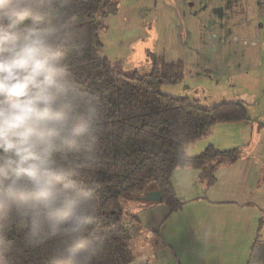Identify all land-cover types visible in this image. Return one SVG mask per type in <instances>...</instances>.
I'll use <instances>...</instances> for the list:
<instances>
[{
    "label": "clouds",
    "instance_id": "9594fccd",
    "mask_svg": "<svg viewBox=\"0 0 264 264\" xmlns=\"http://www.w3.org/2000/svg\"><path fill=\"white\" fill-rule=\"evenodd\" d=\"M73 0H0V264H98L84 177L106 106L72 67Z\"/></svg>",
    "mask_w": 264,
    "mask_h": 264
},
{
    "label": "trees",
    "instance_id": "16d2710c",
    "mask_svg": "<svg viewBox=\"0 0 264 264\" xmlns=\"http://www.w3.org/2000/svg\"><path fill=\"white\" fill-rule=\"evenodd\" d=\"M119 1L73 0L76 35L70 45L72 67L80 86L106 106L97 134V157L84 177L94 188V226L104 239L98 264H128L133 259L130 244L140 225L124 211L125 198L141 197L155 188L172 211L179 209L184 201L171 182L176 168L190 165L199 169L200 178L210 186L216 167L241 155L239 148L220 150L208 145L189 156L187 145L207 136L217 123L248 119L247 105L239 100L206 108L197 104V99L161 92L162 85L182 79L181 61L167 62L149 52L147 72L111 61L103 52L100 33L105 19L117 13ZM24 264H39V256L27 257Z\"/></svg>",
    "mask_w": 264,
    "mask_h": 264
},
{
    "label": "crops",
    "instance_id": "0c3cea01",
    "mask_svg": "<svg viewBox=\"0 0 264 264\" xmlns=\"http://www.w3.org/2000/svg\"><path fill=\"white\" fill-rule=\"evenodd\" d=\"M169 11L183 21L179 36L192 38L188 51L204 54L211 66L220 58L229 72L249 69L250 61L262 65L260 0H171ZM185 24L191 25V34ZM245 104L247 120L217 123L186 147L189 156L208 145L241 149L236 161L216 167L212 185L200 178L199 169L184 165L171 178L184 201L179 209L136 196L122 201L140 225L128 264H264V114Z\"/></svg>",
    "mask_w": 264,
    "mask_h": 264
},
{
    "label": "rangeland",
    "instance_id": "374dc122",
    "mask_svg": "<svg viewBox=\"0 0 264 264\" xmlns=\"http://www.w3.org/2000/svg\"><path fill=\"white\" fill-rule=\"evenodd\" d=\"M170 4L171 0H120L117 13L105 19L100 33L104 54L122 62L126 69L142 72L150 69L148 50L167 62L181 61L182 79L162 85L161 92L197 99V104L206 108L221 101L242 100L263 115L264 50L259 67L250 61L249 69L229 72L222 58L211 66L204 54L188 51L192 38L179 36L183 21L170 13ZM184 29L191 34V25L185 24Z\"/></svg>",
    "mask_w": 264,
    "mask_h": 264
},
{
    "label": "water",
    "instance_id": "95a60500",
    "mask_svg": "<svg viewBox=\"0 0 264 264\" xmlns=\"http://www.w3.org/2000/svg\"><path fill=\"white\" fill-rule=\"evenodd\" d=\"M141 198L144 201L147 202H161L162 201V195L160 190L153 189V190H147L144 195L141 196Z\"/></svg>",
    "mask_w": 264,
    "mask_h": 264
},
{
    "label": "built area",
    "instance_id": "2783aa9c",
    "mask_svg": "<svg viewBox=\"0 0 264 264\" xmlns=\"http://www.w3.org/2000/svg\"><path fill=\"white\" fill-rule=\"evenodd\" d=\"M260 4L264 6V0H260Z\"/></svg>",
    "mask_w": 264,
    "mask_h": 264
}]
</instances>
